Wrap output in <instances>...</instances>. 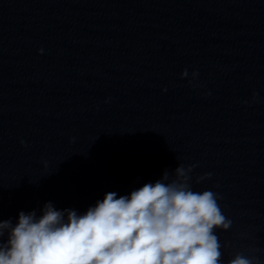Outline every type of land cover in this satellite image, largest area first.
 <instances>
[{"label": "water", "instance_id": "water-1", "mask_svg": "<svg viewBox=\"0 0 264 264\" xmlns=\"http://www.w3.org/2000/svg\"><path fill=\"white\" fill-rule=\"evenodd\" d=\"M179 164L231 221L221 264H264V0H0V220Z\"/></svg>", "mask_w": 264, "mask_h": 264}, {"label": "clouds", "instance_id": "clouds-1", "mask_svg": "<svg viewBox=\"0 0 264 264\" xmlns=\"http://www.w3.org/2000/svg\"><path fill=\"white\" fill-rule=\"evenodd\" d=\"M193 167L165 170L127 196L108 192L83 215L49 202L40 216L21 211L15 224L0 220V264H221L215 229L231 221L217 193L193 190ZM255 262L238 252L227 264Z\"/></svg>", "mask_w": 264, "mask_h": 264}]
</instances>
